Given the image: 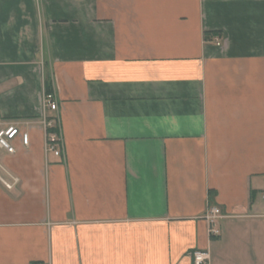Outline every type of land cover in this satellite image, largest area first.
Masks as SVG:
<instances>
[{"label": "crops", "instance_id": "1", "mask_svg": "<svg viewBox=\"0 0 264 264\" xmlns=\"http://www.w3.org/2000/svg\"><path fill=\"white\" fill-rule=\"evenodd\" d=\"M9 121L0 264H264V0H0Z\"/></svg>", "mask_w": 264, "mask_h": 264}, {"label": "built area", "instance_id": "2", "mask_svg": "<svg viewBox=\"0 0 264 264\" xmlns=\"http://www.w3.org/2000/svg\"><path fill=\"white\" fill-rule=\"evenodd\" d=\"M217 46L220 45L219 38H213ZM42 114L37 123L41 126L44 139L45 154H52L55 157H62L63 141L61 135V123L58 115L57 101L53 91L42 93ZM28 123L23 121H12L0 125V149L8 154L15 152L13 143L17 140L23 146L29 144V134L24 131V125ZM16 179H12L11 184L3 181L4 186L10 189ZM221 211L217 207H208L204 214V220L208 225V234L210 237L219 236L216 228V222L221 218ZM191 264H210V254L207 250L195 249L189 252Z\"/></svg>", "mask_w": 264, "mask_h": 264}, {"label": "trees", "instance_id": "3", "mask_svg": "<svg viewBox=\"0 0 264 264\" xmlns=\"http://www.w3.org/2000/svg\"><path fill=\"white\" fill-rule=\"evenodd\" d=\"M51 89H52L51 79L49 76H46V78H45V91L50 92Z\"/></svg>", "mask_w": 264, "mask_h": 264}, {"label": "rangeland", "instance_id": "4", "mask_svg": "<svg viewBox=\"0 0 264 264\" xmlns=\"http://www.w3.org/2000/svg\"><path fill=\"white\" fill-rule=\"evenodd\" d=\"M10 122V121H9ZM12 122V121H11Z\"/></svg>", "mask_w": 264, "mask_h": 264}]
</instances>
